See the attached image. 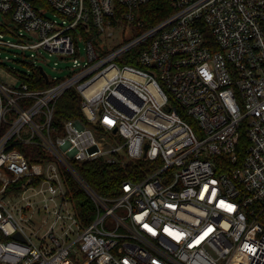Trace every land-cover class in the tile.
Wrapping results in <instances>:
<instances>
[{
	"label": "built area",
	"instance_id": "built-area-1",
	"mask_svg": "<svg viewBox=\"0 0 264 264\" xmlns=\"http://www.w3.org/2000/svg\"><path fill=\"white\" fill-rule=\"evenodd\" d=\"M0 14V65L29 60L10 68L18 87L0 80V264H264V0H0ZM44 52L72 58L66 78ZM71 89L86 122L59 128ZM98 159L153 168L107 200L79 171ZM67 178L96 207L88 226Z\"/></svg>",
	"mask_w": 264,
	"mask_h": 264
},
{
	"label": "trees",
	"instance_id": "trees-1",
	"mask_svg": "<svg viewBox=\"0 0 264 264\" xmlns=\"http://www.w3.org/2000/svg\"><path fill=\"white\" fill-rule=\"evenodd\" d=\"M155 4H151L147 11L154 14L157 10V6H154ZM160 18L161 16H157L153 21H157ZM39 82L41 89L50 87L41 76ZM81 104L82 97L76 90L71 89L65 93L56 105L53 120L54 126L61 128L63 122L69 119H80L86 122ZM243 139L246 140V137L244 136ZM152 168L151 163L144 160H127L124 163L112 164L105 159H98L84 163L79 171L99 196L107 200H114L122 195L124 182L142 180ZM66 188L81 224L83 226L90 225L96 218V207L92 200L70 178H67Z\"/></svg>",
	"mask_w": 264,
	"mask_h": 264
},
{
	"label": "rangeland",
	"instance_id": "rangeland-1",
	"mask_svg": "<svg viewBox=\"0 0 264 264\" xmlns=\"http://www.w3.org/2000/svg\"><path fill=\"white\" fill-rule=\"evenodd\" d=\"M96 43H98L96 44L97 47H109L108 41L102 36L96 39ZM78 47H80V54L84 55L85 43L81 38L78 39ZM14 53L17 57L14 59L15 62H6L0 65V80L8 84L9 86L18 87L21 84V79L18 77V75L13 73L10 68H14L17 72L25 74L28 70V67L24 63H19V61L29 62V60H27L26 56L23 55V52L19 50H15ZM44 59L45 60L43 61V65L45 67V71L51 78H53L54 76H57L58 78H66L67 75H69L68 67L71 66L72 58L63 60L58 54L49 55L48 52H44ZM55 62H58V65L57 69L53 70Z\"/></svg>",
	"mask_w": 264,
	"mask_h": 264
},
{
	"label": "water",
	"instance_id": "water-1",
	"mask_svg": "<svg viewBox=\"0 0 264 264\" xmlns=\"http://www.w3.org/2000/svg\"><path fill=\"white\" fill-rule=\"evenodd\" d=\"M43 75H44V77H45L46 81H48L47 74H45V72H43ZM17 237H19V235H18Z\"/></svg>",
	"mask_w": 264,
	"mask_h": 264
}]
</instances>
